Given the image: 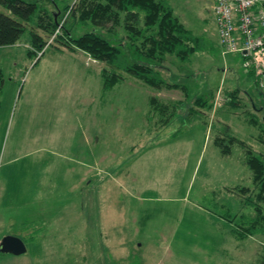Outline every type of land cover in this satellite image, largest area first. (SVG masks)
I'll list each match as a JSON object with an SVG mask.
<instances>
[{"label":"rangeland","instance_id":"obj_1","mask_svg":"<svg viewBox=\"0 0 264 264\" xmlns=\"http://www.w3.org/2000/svg\"><path fill=\"white\" fill-rule=\"evenodd\" d=\"M165 1L199 37L189 58L160 66L180 89L127 75L103 87L104 63L60 39L64 25L75 37L90 28L73 24L77 0L41 1L56 20L52 32L32 27L42 47L30 46L29 27L0 45V239L25 242L24 264H188L216 231L228 245L218 215L238 233L264 223L246 163L250 152L264 160V90L239 54L222 51L211 0ZM116 30L114 41L126 39ZM255 236L260 260L264 232Z\"/></svg>","mask_w":264,"mask_h":264},{"label":"trees","instance_id":"obj_2","mask_svg":"<svg viewBox=\"0 0 264 264\" xmlns=\"http://www.w3.org/2000/svg\"><path fill=\"white\" fill-rule=\"evenodd\" d=\"M41 1L0 0L1 46L17 42L28 27L30 46L36 48L43 46L41 38L35 34L32 27L52 32L56 20L54 12H48ZM50 2L53 3L54 0ZM77 2V6L70 9L71 17L75 21L73 24L78 22L84 26L90 25V28L75 37L71 35L70 27L64 25L60 39L66 47L79 48L93 59L104 63L100 69L103 87H113L127 75L154 89H161V86L182 88L178 82L166 80L159 71L160 66L167 55L180 60L189 58L200 43L199 37L179 21L168 2L165 0H77ZM116 26L120 27L126 39L114 41ZM150 102L152 110L154 108L159 110L163 106L157 102L155 96H150ZM223 139L221 137L218 143L221 145V152L226 153L228 149L227 145L223 144ZM246 163L252 170L255 181L259 183L260 196H264V160L250 152L247 154ZM259 223L263 224L260 225L263 228L258 226ZM253 225L241 233L232 226V231L241 239L250 234L264 232V223L260 219H254ZM261 254L260 260L258 257V261L252 264H264V249Z\"/></svg>","mask_w":264,"mask_h":264},{"label":"built area","instance_id":"obj_3","mask_svg":"<svg viewBox=\"0 0 264 264\" xmlns=\"http://www.w3.org/2000/svg\"><path fill=\"white\" fill-rule=\"evenodd\" d=\"M218 42L237 53L264 90V0H211Z\"/></svg>","mask_w":264,"mask_h":264},{"label":"crops","instance_id":"obj_4","mask_svg":"<svg viewBox=\"0 0 264 264\" xmlns=\"http://www.w3.org/2000/svg\"><path fill=\"white\" fill-rule=\"evenodd\" d=\"M247 72L250 73V75H252L250 71L247 70ZM247 72L245 71L246 74ZM201 209L204 215H208L204 208H201ZM218 220H220L221 222H224V221L227 222L226 232H228L229 235L231 236V238L228 241V245L224 246V238H225L223 236L224 233L216 231L214 232L213 237L209 238V236H207L208 238L207 242L201 244L199 251L192 250L190 257L186 258L184 262L185 263L188 262V264H193L192 260L190 261V259L191 258L197 259V255H198L199 257H201L200 259L202 261V264L204 263L205 264H252V263H256L258 261L257 255H256V248H253L252 250V245H251V248L249 247V243H250L249 239L251 240L252 237L256 238L255 235H257V233L250 234L247 237H244L241 239L240 237H237L234 231H232V226L229 220L224 218L222 215L221 216L218 215ZM56 231L57 230H53L52 232L51 231H45V232L40 231L36 237L30 236V238L39 239V240L49 238V236L50 235L52 236V234H55ZM242 240L247 241V243L241 244L240 242ZM259 244L261 245V241H259ZM262 245H264V243H262ZM26 250H27V246H26ZM21 255L22 254H18V255L11 254L12 264H24L26 258H21L22 257Z\"/></svg>","mask_w":264,"mask_h":264},{"label":"water","instance_id":"obj_5","mask_svg":"<svg viewBox=\"0 0 264 264\" xmlns=\"http://www.w3.org/2000/svg\"><path fill=\"white\" fill-rule=\"evenodd\" d=\"M26 251L24 241L18 236L6 234L0 239V253L18 255Z\"/></svg>","mask_w":264,"mask_h":264}]
</instances>
